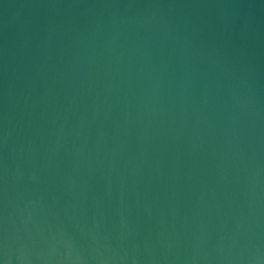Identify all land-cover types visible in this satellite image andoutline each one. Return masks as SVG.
<instances>
[{"label":"water","instance_id":"95a60500","mask_svg":"<svg viewBox=\"0 0 264 264\" xmlns=\"http://www.w3.org/2000/svg\"><path fill=\"white\" fill-rule=\"evenodd\" d=\"M0 264H264V0H0Z\"/></svg>","mask_w":264,"mask_h":264}]
</instances>
